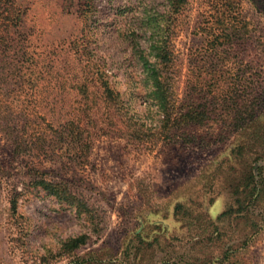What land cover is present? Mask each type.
<instances>
[{"label":"rangeland","instance_id":"rangeland-1","mask_svg":"<svg viewBox=\"0 0 264 264\" xmlns=\"http://www.w3.org/2000/svg\"><path fill=\"white\" fill-rule=\"evenodd\" d=\"M0 264H264V0H0Z\"/></svg>","mask_w":264,"mask_h":264},{"label":"trees","instance_id":"trees-1","mask_svg":"<svg viewBox=\"0 0 264 264\" xmlns=\"http://www.w3.org/2000/svg\"><path fill=\"white\" fill-rule=\"evenodd\" d=\"M3 20V23L5 24H2L5 25L6 28L9 27L6 26V23L11 22L8 16L3 18ZM161 31L162 29L158 28L154 33H157L159 36V32ZM168 44V41H164V39L154 42L152 55H154V58L156 59L155 63H152L150 60H148L144 54L140 55V61L143 64L147 80H149L152 87V97L158 104L160 111L163 114L164 120H166V122L168 121V123H171V121L174 120L173 107L175 105V101L173 97L174 82L173 77L171 76L172 74H170L172 65V50L169 49ZM12 75L13 74L8 75L9 79ZM96 81L100 86L107 89L108 92L110 84L106 78H104L102 75H99ZM2 113L5 115V112ZM10 135L13 137V133ZM13 139L16 141V148L14 150L19 151L16 149L24 146V142H19L20 139L17 136H14ZM37 186L42 187V189L47 192L48 196L56 198L59 203H66L68 206L75 209L77 213L88 214L90 216L94 215L93 211L90 210L89 206L83 200L71 193V190L68 186L47 180H42L37 184ZM83 244H85L84 237L68 242L67 246L69 249L75 250Z\"/></svg>","mask_w":264,"mask_h":264}]
</instances>
